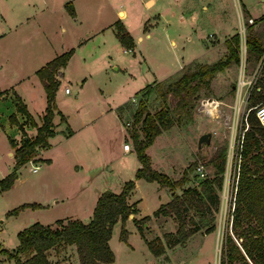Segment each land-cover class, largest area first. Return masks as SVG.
Returning a JSON list of instances; mask_svg holds the SVG:
<instances>
[{
  "label": "rangeland",
  "instance_id": "374dc122",
  "mask_svg": "<svg viewBox=\"0 0 264 264\" xmlns=\"http://www.w3.org/2000/svg\"><path fill=\"white\" fill-rule=\"evenodd\" d=\"M2 1L4 0H0V4L4 3ZM147 1L74 0L77 7L74 26L66 28L65 31H61L58 26L54 29L56 35L62 34L61 43L71 47L74 41L103 24L112 21L110 28L113 30V22L118 17L116 10L123 9L125 16L121 22L125 24L133 40L129 50L123 51L127 47L108 29L104 47L109 57L103 54L102 49H96L98 37L86 47L75 50L67 71L71 73L81 66L82 75H91L83 94L88 106H92L91 93L95 85L102 87L105 100L110 105L130 99L132 94L141 91L147 84H152V90L148 94L140 92L133 95L134 98L125 102L120 110L125 131L124 141L130 143L132 148L129 152L122 151L120 128L117 120L110 115L107 120L102 119L95 123L91 130L94 135L93 143L88 139L89 144L86 145L84 130L78 132L73 139L77 148L84 145L86 150L89 149L86 159L82 158L81 151L80 154L73 155L72 150L69 151L72 155L62 157V150L58 147V152L53 150L45 154L51 158L50 164L44 158H35L36 152L31 158L39 165L35 172L31 171L27 161L16 169L17 177L11 186L0 191V248H14L17 245V231L33 222L48 224L56 219L72 218L87 221V214L91 215L95 205V195L105 189L117 193L124 181L133 179L135 187L130 191L127 202L134 203L135 206L137 204L138 212L132 213L131 217L128 215L123 221L127 230L126 241L119 239L121 221L117 220L113 224L108 239L114 253V260L110 264H219L224 232L232 234L229 231L232 195L229 192L223 194L222 188L218 191L215 227L209 235L202 227L187 237L184 244L173 247L164 245V250L158 257L147 249L143 237L152 239L158 236L163 239V234L174 233L177 225L169 215L152 214L161 203L170 199L169 189L155 181L134 179L138 160L133 150L130 128L139 98L145 101L151 113L167 102L173 106L176 98L169 94L162 96L161 90L185 70H193L196 65L225 60L230 54L226 40L238 33V61L229 60L225 68L216 71L208 84L195 93L189 113L170 108V126L162 129L146 148L153 168L166 173L172 180L180 179L183 174L186 176L182 186L175 187L178 193L182 187L195 186L200 180L194 171L195 164L201 159L199 153L206 154L203 162L205 177L213 175V167L207 162L215 150L223 145L226 146V163L222 180L228 172L231 176L233 166L227 153L229 145L235 144L233 136L236 134L226 123L233 115L235 88L242 70L248 78L255 69L259 72L261 66L264 50L260 57L248 53L245 38L247 34L254 36L264 48V0ZM2 10L6 11V7L0 8V13ZM72 46L75 47V44ZM156 81H159V86L155 84ZM76 85L73 79L66 83L73 91L76 90ZM63 86L62 81L59 87L63 89ZM202 99L217 101V109L222 116H216L215 112L209 114L198 110ZM63 101L68 108H72L71 99L66 98ZM249 104L247 101L246 105ZM9 111L6 104L1 103L0 125L3 129L0 126V178L13 169L14 158L8 155V151L11 150L13 156L14 148L20 145V138L14 143V147L7 140L6 135L14 137L16 132L13 125H8ZM93 111L95 110L92 109ZM55 116L57 118H52L53 124L59 122L58 115ZM60 125L64 129L65 125ZM135 130L141 138L140 123L135 124ZM204 132H210V141L197 149V138ZM59 133L61 132L53 136L59 138ZM26 134L33 137L35 133ZM90 160L93 162L91 166L87 164ZM75 164L77 168L73 167ZM22 203H37L40 206L24 207L17 214L6 215L7 211ZM144 215L148 217L143 219V224L140 223L143 235L141 237L132 218L139 219ZM189 215L193 222L197 221L195 214L190 212ZM54 254V249H50L48 258L52 264H79L74 245L61 251V260ZM12 263L11 259L0 253V264Z\"/></svg>",
  "mask_w": 264,
  "mask_h": 264
},
{
  "label": "trees",
  "instance_id": "16d2710c",
  "mask_svg": "<svg viewBox=\"0 0 264 264\" xmlns=\"http://www.w3.org/2000/svg\"><path fill=\"white\" fill-rule=\"evenodd\" d=\"M66 11L74 16V9L70 1L64 4ZM114 35L127 49L133 45L132 37L123 23L117 19L113 22ZM246 51L257 57L262 55L263 45L252 35L245 38ZM230 54L225 60L211 64L196 65L193 70L183 71L175 80L169 82L160 94L172 95L176 98L171 106L168 102L157 111H148L145 101L139 98L132 117L130 137L133 150L140 165L134 172V179L142 178L146 181H155L160 186L167 187L170 191V199L161 203L153 212L169 215L176 223L174 233H164L163 239L156 236L146 239L141 233L142 218H132L147 249L158 257L164 250V245L173 247L176 244H184L187 237L200 230L211 232L214 227L215 212L218 208V191L221 188L223 172L226 163V146H220L208 160L213 167V175L204 177L197 185H187L178 193L175 187H180L186 180L183 174L180 179L172 180L166 173L151 166L146 148L160 134L162 129L170 126L168 111L174 108L177 112L189 113L193 107V96L202 87L208 84L209 79L216 71L225 68L229 60L238 61L239 34L234 33L226 40ZM73 48L62 52L36 70L46 94V106L41 116V123L37 125L20 97L14 93L15 110L24 115V122L35 128L33 137H28L23 132V123L18 122L14 114L8 115L10 124H15L21 130L20 145L14 148L13 169L0 178V191L7 190L17 177L16 169L33 158L38 148L49 146L48 137L54 133L52 118L54 113H59L60 119L64 116L56 110L54 101L55 91L59 85L56 78L58 71L64 67L66 60L71 55ZM159 86V81L155 82ZM152 84H147L138 93L148 94L152 90ZM0 91V96L2 95ZM264 99V54L261 60L258 76L252 85L248 97L249 105ZM124 105L117 108L120 110ZM248 128L245 130L241 144L239 172L231 213L230 229L232 234L224 232L220 250L219 264H264V127L259 124L255 115L250 112L247 116ZM140 123L142 137H138L135 124ZM66 133H71L66 127ZM11 147H14L12 139L8 138ZM134 188V180L123 182L119 192L104 191L98 196L92 210L90 219L86 222L78 219H56L53 223L41 224L33 222L17 231V245L8 250L0 248L6 258L13 261L12 264H52L48 255L50 249H54V256L59 259L61 251L74 245L79 264H110L114 260V253L108 244L111 228L117 221H121L119 239L126 241L127 230L123 221L130 213H136L134 203H128L127 198ZM37 203H22L6 212V215L17 214L24 207H39ZM192 212L197 217L193 222ZM141 223V224H140ZM238 240L236 243L235 239ZM55 260L58 262V260ZM62 257L59 259L61 260Z\"/></svg>",
  "mask_w": 264,
  "mask_h": 264
},
{
  "label": "crops",
  "instance_id": "0c3cea01",
  "mask_svg": "<svg viewBox=\"0 0 264 264\" xmlns=\"http://www.w3.org/2000/svg\"><path fill=\"white\" fill-rule=\"evenodd\" d=\"M68 1L72 3L74 16H71L64 7V4ZM2 2L4 3L0 4L2 6L0 8L6 7V11L2 10V13H0V91L3 92L0 96V105L1 103L4 105L6 104V109L10 110L9 113H7L8 123L9 114H14L18 122H24V115L15 110L14 93L20 97L35 123L37 125L41 123V116L46 106V94L40 79L36 75V70L55 56L73 48L64 67H61V71L59 69L57 75L60 76L58 79L59 83L62 81L64 82L63 89L66 83L71 81V79L75 80L78 86H75V91L70 88V92L65 93L58 85L55 91L54 101L57 108L56 110L60 111L64 116V121L60 119L59 113H54L53 118H57L55 115H58L59 122L53 124L54 133L47 139L49 146L38 148L35 158H44L47 160L46 162L50 164L51 158L45 156V154L53 150L57 151L59 147L62 150V157H67L72 154L77 155L80 154L81 151L83 155L82 158L86 159V157L89 156L87 151L89 149L86 150L84 145L77 148L73 139L78 132L84 130L86 138L84 141L86 145H88L89 143L87 142L89 141L87 140L91 139L92 141L94 139L91 130L94 128L95 123L102 119L107 120L110 115L117 120L120 128L119 132L123 140L121 142L122 149V144L125 142V131L122 126L121 117L117 113V108L125 104L128 100L133 99V95H136L139 90L132 94L130 99H124L120 103L110 105V103L105 100L102 87L100 85H95L91 93V105L93 106V108H91L92 106H88V102L83 98L85 84L91 75H82L81 66L71 73L67 71V67L75 50L86 47L91 44L93 40L98 39V37L99 42L98 40L97 42L100 44L97 43L96 49H102L103 54L108 56V51H106L104 47L105 38H108V36L105 37V35L107 31H109L108 29L112 30V28H110L112 21L99 26L94 31L87 32L84 37L74 41L71 47H69L61 43L60 39L62 38V34L56 35L55 30L57 26L60 27L61 31H65L66 28L74 26V21L77 20V7L74 0H4ZM116 15L118 17L115 20L119 19L123 21L125 11L123 9H117ZM112 32L114 34V29ZM146 35H148V33ZM74 44L75 47L72 46ZM127 50L129 49H123V51ZM115 68L118 69L116 66ZM66 98L71 99L73 103L72 108H68L64 103L63 100ZM92 109L95 111L92 112ZM60 124L65 125L64 129ZM8 125H13L16 132L14 133V137L6 135L7 140L10 138L13 142H16L21 137V130L15 124L9 123ZM22 125L24 132L35 133V128L28 123L24 122ZM0 126L1 129H3L2 125ZM67 126L70 128L71 133H66ZM57 132H61L59 133V138L54 137ZM69 151L72 154H70ZM8 155L13 158L11 150L8 151ZM87 164L91 166L93 164L92 160L88 161ZM139 165L140 163L138 161L136 168H138ZM73 167L77 168V165L75 164ZM101 193L94 196L95 203ZM91 215L87 214V221L90 219ZM207 234L209 235V233Z\"/></svg>",
  "mask_w": 264,
  "mask_h": 264
},
{
  "label": "built area",
  "instance_id": "2783aa9c",
  "mask_svg": "<svg viewBox=\"0 0 264 264\" xmlns=\"http://www.w3.org/2000/svg\"><path fill=\"white\" fill-rule=\"evenodd\" d=\"M251 21V19H249ZM258 71L256 69L249 75L248 78H246L243 74L238 77L237 85L235 88V102L234 106L232 108L233 115L232 117L228 118L227 120V127L231 128V131H233L236 136H233V140L235 141L232 146L229 145V151L227 153L228 159L230 158L232 162V174L230 176V173L224 175V179L222 180L221 188L223 194L229 192L230 195H232V210L234 205V198H235V192H236V186H237V179H238V172H239V161H240V150H241V144L243 140V135L245 130L248 128V121L247 116L250 112H252L257 121L261 126L264 127V99L252 104V105H246L248 101V97L251 92L252 85L255 82V79L257 77ZM63 91L65 93H69L70 89L68 86H65ZM241 103L242 106H241ZM217 101L209 100V99H202L199 102L198 110H201L205 113L211 114V112H215L216 116H222V113L220 110L217 109ZM214 108V110L211 111V109ZM235 147V148H234ZM131 145L128 142H123L122 144V151L123 152H129L131 150ZM30 164L31 171H36L39 165L33 161L32 159H29L27 161ZM194 171L200 179L204 178L206 175L204 165L202 162H197L194 166ZM226 190V192H225ZM232 213V212H231ZM231 223V214H230V220H229V227ZM231 232V230L229 229ZM236 243H238V240L234 238Z\"/></svg>",
  "mask_w": 264,
  "mask_h": 264
},
{
  "label": "water",
  "instance_id": "95a60500",
  "mask_svg": "<svg viewBox=\"0 0 264 264\" xmlns=\"http://www.w3.org/2000/svg\"><path fill=\"white\" fill-rule=\"evenodd\" d=\"M150 0L147 1V3L149 2ZM60 71H61V68H60ZM57 79L60 78L59 75L56 76ZM210 141V132H204V133H201L198 138H197V149H199L201 147L202 144H207L208 142ZM199 156L201 157L200 159V162H204L205 161V158H206V154L204 153L201 154L199 153ZM109 190L108 189H105L104 192L107 193ZM133 214L130 213L129 216L131 217Z\"/></svg>",
  "mask_w": 264,
  "mask_h": 264
},
{
  "label": "bare ground",
  "instance_id": "6f19581e",
  "mask_svg": "<svg viewBox=\"0 0 264 264\" xmlns=\"http://www.w3.org/2000/svg\"><path fill=\"white\" fill-rule=\"evenodd\" d=\"M214 110V108L211 109V111Z\"/></svg>",
  "mask_w": 264,
  "mask_h": 264
}]
</instances>
